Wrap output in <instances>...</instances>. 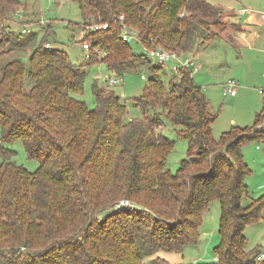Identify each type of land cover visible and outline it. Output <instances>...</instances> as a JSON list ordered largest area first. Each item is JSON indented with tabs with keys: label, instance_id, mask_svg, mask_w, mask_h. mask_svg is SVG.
I'll use <instances>...</instances> for the list:
<instances>
[{
	"label": "trees",
	"instance_id": "obj_1",
	"mask_svg": "<svg viewBox=\"0 0 264 264\" xmlns=\"http://www.w3.org/2000/svg\"><path fill=\"white\" fill-rule=\"evenodd\" d=\"M71 1L85 25L108 24L82 39L92 46L88 64L105 63L121 77L127 69L163 65L122 39L120 16L142 47L185 56L224 26L223 9L211 0ZM21 5L0 0V264H145L157 251L181 253L197 244L216 199L217 260L196 264H264L257 261L262 250H247L244 234L262 217L264 195L242 204L250 173L243 147L264 140L263 112L252 127L233 128L217 142V115L185 68L170 71L168 82L151 74L132 99L141 117L128 118L127 101L108 80L92 84L90 108L74 95L84 90L88 64L48 49L53 31L38 39L34 31L24 37L5 28ZM27 47L25 60L20 52ZM97 48L106 56L100 59ZM167 120L190 143L176 174L167 165L175 145L163 132ZM14 141L39 161L37 170L13 159L6 144ZM122 200L131 205L118 207Z\"/></svg>",
	"mask_w": 264,
	"mask_h": 264
},
{
	"label": "rangeland",
	"instance_id": "obj_2",
	"mask_svg": "<svg viewBox=\"0 0 264 264\" xmlns=\"http://www.w3.org/2000/svg\"><path fill=\"white\" fill-rule=\"evenodd\" d=\"M21 6L16 10L11 20H6L3 25L8 31L20 33L26 37L29 32L37 33L38 39L49 34V40L55 48L68 52L75 63L88 64L89 51L82 49V39L91 25H85L79 4L71 0H20ZM213 4L223 9L224 26L216 31L212 39L202 41L196 45L194 52L188 56L193 57L197 71L193 73L195 82L200 85L209 100L210 112L217 115L212 126V135L219 142L221 136L233 128L245 129L254 125L256 116L264 110V99L258 89L261 85L262 65L251 66L246 62L247 48L241 37L237 34L239 26L235 19L244 21L245 16H235L238 10L244 8L264 12V0H211ZM25 22V23H24ZM52 26L50 29L49 26ZM135 52L141 53L143 47L130 42ZM178 52V51H177ZM27 60L31 48L27 47L20 52ZM99 58L105 57L99 51ZM180 53V52H178ZM183 54V53H180ZM155 63V61L153 60ZM143 65L135 69H127L122 75L123 80L110 87L128 103V118L141 117L139 108L134 106L133 98L143 93L144 86L151 76L164 79L171 78L169 66L151 68ZM87 75L84 90L81 94H74L84 100L90 108L96 105L92 93V84L97 81L101 86H107V76L116 77L105 63H90L86 67ZM228 79L239 82L236 96L224 95V88ZM164 134L175 142L172 151L167 157V165L172 173H178L181 162L188 158L190 143L187 139L177 134L170 121H165ZM1 134V128H0ZM6 146L15 151L14 160L30 172L37 170L39 161L28 157L22 141H14ZM261 146V149H257ZM244 160L250 173L245 182L247 194L242 199V204H248L252 198L264 195V140L248 142L243 147ZM123 201V200H122ZM121 201V202H122ZM120 202V203H121ZM134 204V203H133ZM118 208V207H117ZM222 205L219 200H213L210 208L203 215L200 229V238L197 244L188 245L181 253L167 250L157 251L144 257L145 264H196L217 260L215 248L221 243L219 232ZM247 239V250H264V210L262 217L244 231Z\"/></svg>",
	"mask_w": 264,
	"mask_h": 264
},
{
	"label": "built area",
	"instance_id": "obj_3",
	"mask_svg": "<svg viewBox=\"0 0 264 264\" xmlns=\"http://www.w3.org/2000/svg\"><path fill=\"white\" fill-rule=\"evenodd\" d=\"M237 13L239 15H246V14H252L253 11L251 9L242 8L238 10ZM259 13L264 19V12H259ZM120 22L122 25L121 26L122 27L121 28L122 39L128 43H130L131 41H134L140 44L137 32L134 30H131L125 25L124 16H120ZM107 27H108L107 23L101 24V25H94V26H90L88 28L89 29L88 31H96L97 29L107 28ZM27 32L30 33L31 30L24 29V33H27ZM46 47L48 49L54 48V46L50 42L46 44ZM82 49L90 51V49H92L91 43L87 41L83 42ZM95 51L99 52L100 50L97 48ZM141 53L145 55L146 57H148L149 59L154 60L163 66L164 65L169 66L170 71L174 73H178L182 68L191 70L192 75L195 71H197V67L193 60V57L182 55L174 50H167L161 46H156L153 48H148L144 46L143 51ZM107 79L111 84H116V83L121 82L123 80V77L121 76L112 77L109 75L107 76ZM239 86H240L239 82L236 81L235 79H228L226 82V87L224 88V95L236 96ZM259 92L263 96V99H264V87L260 88ZM258 127L259 128L264 127V110H263V121ZM257 149H261V146H257ZM121 205L127 206V205H131V203L127 200H123L118 207H120ZM257 261L264 262V250L258 256Z\"/></svg>",
	"mask_w": 264,
	"mask_h": 264
},
{
	"label": "crops",
	"instance_id": "obj_4",
	"mask_svg": "<svg viewBox=\"0 0 264 264\" xmlns=\"http://www.w3.org/2000/svg\"><path fill=\"white\" fill-rule=\"evenodd\" d=\"M244 8V7H243ZM252 14H246L244 21L235 19V24L239 26L237 34L241 35L246 44V62L251 66L262 65V83L264 84V19L260 11L251 9ZM239 14L235 13L237 17ZM244 16V15H241ZM260 88L258 89V91ZM260 93V92H259ZM237 95V94H236Z\"/></svg>",
	"mask_w": 264,
	"mask_h": 264
}]
</instances>
